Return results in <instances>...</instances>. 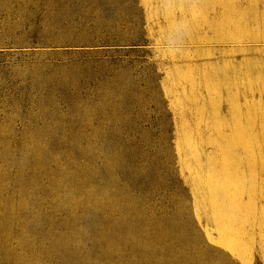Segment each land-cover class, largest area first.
Returning a JSON list of instances; mask_svg holds the SVG:
<instances>
[{
  "label": "rangeland",
  "instance_id": "1",
  "mask_svg": "<svg viewBox=\"0 0 264 264\" xmlns=\"http://www.w3.org/2000/svg\"><path fill=\"white\" fill-rule=\"evenodd\" d=\"M0 264H264V0H0Z\"/></svg>",
  "mask_w": 264,
  "mask_h": 264
}]
</instances>
